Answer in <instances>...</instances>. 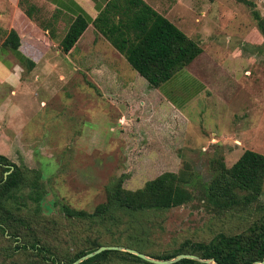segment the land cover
<instances>
[{"label":"rangeland","instance_id":"rangeland-1","mask_svg":"<svg viewBox=\"0 0 264 264\" xmlns=\"http://www.w3.org/2000/svg\"><path fill=\"white\" fill-rule=\"evenodd\" d=\"M236 1L235 7L229 5L235 11V25L220 33V64L202 73L205 80H212L206 92L211 96L198 102L201 107L184 110L189 122L173 137L155 136L164 133H156L160 119L166 118L159 109L136 110L133 117L117 121L96 95L97 88L76 85L74 79L62 84L49 80L46 85L36 81L15 94L0 87V154L37 170L41 182L39 203L30 198L32 186L26 185L12 206L57 219V230L46 235L47 243L66 253L95 240L146 255L162 254L175 251L184 241L206 242L220 232H242L260 217L264 182L256 201L230 209L217 207L202 194L220 162L229 167L246 149L264 155V33L252 14L257 10L264 18V0ZM37 7V22L50 19V10ZM6 29L0 22V44ZM183 73L176 72L160 88L177 87ZM8 105L17 106L18 113L7 111ZM165 171L189 178L194 185H189L193 192L189 202L162 211H120L105 223L80 222L63 210L66 206L91 212L105 200L106 187L118 180L122 187L135 190ZM14 245L9 236L0 235V264H43ZM103 263L136 264L116 254Z\"/></svg>","mask_w":264,"mask_h":264},{"label":"trees","instance_id":"trees-1","mask_svg":"<svg viewBox=\"0 0 264 264\" xmlns=\"http://www.w3.org/2000/svg\"><path fill=\"white\" fill-rule=\"evenodd\" d=\"M24 13L31 19L36 5L29 0H19ZM259 29L264 33V18L252 10ZM42 28L50 27L51 18L37 22ZM89 21L79 15L73 19L63 35L59 47L68 52L87 27ZM98 30L120 53L130 66L151 87H159L176 72L184 69L201 52L202 48L193 39L162 16L144 0H109L104 9L92 20ZM49 26V27H48ZM49 34L52 32L49 29ZM10 49H17L20 38L14 29L8 31L3 42ZM24 71L30 70L34 62L24 58ZM22 62V63H23ZM31 172H33L31 175ZM40 175L27 167H21L0 154V235L9 236L18 249L31 253L43 264H72L76 259L100 246L92 240L90 245L66 253L47 243L46 235L57 230V219L43 217L35 209L22 212L13 207L17 192L26 185L32 186L30 198L37 204L41 200ZM264 155L246 149L229 167L218 165L212 180L203 186V197L221 209H230L239 203L250 204L257 200L263 189ZM191 181L182 174L165 171L144 183L138 189L122 187L121 180L106 187V198L93 211L70 210L63 207L68 217L80 222L110 221L120 211H162L180 206L193 198ZM264 208V207H263ZM52 232V233H50ZM180 253L195 254L211 259L218 264H253L264 260V210L258 219L242 232L226 234L220 232L209 241H184L173 252L148 254L156 259H171ZM120 255L136 264H155L135 254L120 250H104L78 264H104L110 255ZM170 264H210L190 258H182Z\"/></svg>","mask_w":264,"mask_h":264},{"label":"crops","instance_id":"crops-1","mask_svg":"<svg viewBox=\"0 0 264 264\" xmlns=\"http://www.w3.org/2000/svg\"><path fill=\"white\" fill-rule=\"evenodd\" d=\"M108 1L32 0L36 7L43 5L51 11L52 23L44 29L24 13L19 0H0V22L6 24L7 32L14 29L20 38L17 49H10L3 44L7 35L0 44V87H6L15 94L17 90L24 91L36 81L46 85L51 84L49 80L62 84L74 79L77 80L76 85L80 82L97 88L96 95L107 103L117 121H124L128 115L133 117L136 110L143 113L159 109L166 118L160 119L156 133H164L155 136L158 139L173 137L176 131H181L184 122H189L184 110L192 111L201 107L198 102H206L211 96L206 92L212 80H205L202 73L220 64V57L217 58L221 53L220 33L235 25V11L229 5L235 7L237 1L144 0L202 48V52L183 69L184 73L176 80L179 85L170 90L161 89L163 83L159 87L149 86L138 72L137 75L133 73L135 70L126 57L96 30L92 20ZM38 11L35 10L34 16ZM79 15L85 16L89 23L73 47L63 53L59 43L69 24ZM2 28L5 32V27ZM24 58L34 62L32 69L24 71ZM13 110L18 113L17 106L8 105L7 111ZM180 123L181 126L178 125Z\"/></svg>","mask_w":264,"mask_h":264},{"label":"water","instance_id":"water-1","mask_svg":"<svg viewBox=\"0 0 264 264\" xmlns=\"http://www.w3.org/2000/svg\"><path fill=\"white\" fill-rule=\"evenodd\" d=\"M124 249V251L132 253L137 255L138 257L148 260L150 262H153L155 264H170L172 262H175L179 259L182 258H190V259H194L200 262H205V263H210V264H218L216 261L211 260V259H203L200 258L199 256L195 255V254H190V253H180L178 254L176 257L171 258V259H156V258H152L148 255H146L143 252H140L138 250L132 249V248H124V247H120V246H116V245H100L99 247H97L96 249H93L92 251L87 252L85 255L79 257L78 259H76L72 264H78L79 262H81L82 260L89 258L95 254H98L104 250H122ZM243 264V263H240ZM253 264H264V260L262 261H255L253 262Z\"/></svg>","mask_w":264,"mask_h":264}]
</instances>
